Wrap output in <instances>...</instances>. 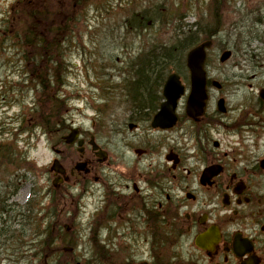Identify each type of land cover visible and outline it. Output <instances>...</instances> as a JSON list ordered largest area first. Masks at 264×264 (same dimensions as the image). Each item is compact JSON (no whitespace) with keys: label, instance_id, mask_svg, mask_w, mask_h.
Wrapping results in <instances>:
<instances>
[{"label":"flooded vegetation","instance_id":"obj_1","mask_svg":"<svg viewBox=\"0 0 264 264\" xmlns=\"http://www.w3.org/2000/svg\"><path fill=\"white\" fill-rule=\"evenodd\" d=\"M214 63L219 65L217 56ZM206 64L203 116L189 118L181 103L178 121L170 129L150 127L153 104L144 102L135 83L110 85V93L102 91L96 97L91 93L89 104L103 100L111 110L116 104L123 107L110 115L114 121L121 116L122 128L102 141L80 130L77 143L83 144L80 152L76 147V155L67 152L65 133L54 138L53 159L68 172L55 174L49 168L42 173L53 193L46 212L57 215L69 182L92 192L93 210L85 228L62 232L59 220L49 224V230L62 233L67 253L79 258L38 264H264V77H238L237 62L234 67L213 66L210 54ZM0 97L6 101V92ZM45 135L49 141V133ZM14 142L13 130L0 128V176L12 174L22 185L29 181L32 166L24 160L17 164ZM27 146L25 142L22 153ZM78 161L85 163V170L72 173ZM18 184L0 179V203L13 200ZM78 198L79 204L84 195ZM18 215L22 229L16 231L20 238L14 240V249L32 251L37 243L28 237L30 218L24 212ZM6 228H0V264H31L1 258ZM77 247L79 252L91 250V259L78 254Z\"/></svg>","mask_w":264,"mask_h":264},{"label":"rangeland","instance_id":"obj_2","mask_svg":"<svg viewBox=\"0 0 264 264\" xmlns=\"http://www.w3.org/2000/svg\"><path fill=\"white\" fill-rule=\"evenodd\" d=\"M17 1L0 0V28H3L7 10L11 4ZM94 3L96 6L90 9L86 18L83 17L78 31L65 42V59L68 67L63 75L64 83L62 85L66 86L65 88L61 86L59 94L56 93V90L51 91L54 94V98L65 100L67 107L66 112L63 113L65 125L61 122V124L55 125L53 129H49L51 138L47 141L45 136H37L40 131L41 133L43 132L42 126L39 129H35L37 126L33 124L35 132L39 133L34 134L33 146H30L29 151H26L23 157L25 158L24 163L33 161L28 162V164L32 163L35 167H32L33 171L32 174H29L27 183L19 185V182L16 181L18 184L16 193L13 200L7 202V211L0 210V228L7 226V233L11 231L14 236L10 244L4 246L1 250L2 259H24L30 261L31 264H38V260L42 259L43 256L41 254H33V250L32 252L30 250L25 251L22 248L18 249V252L15 251L14 240L16 239V231L22 229V225L20 222L15 224L13 219L21 217L18 212L26 211L27 215L36 222L37 229L41 230L39 232L30 230L29 232L31 233H28V237L33 238V241L39 245L41 242L40 247L42 246V241L47 236V231L45 230L51 221L50 216L46 214V207L50 201L51 193L46 176L40 175L45 171L41 170L43 169L41 165L48 162L53 155L50 145L56 142L54 138L58 134L65 132L66 125H69L68 129L73 124L80 125L85 132V136L95 133L101 141L108 138V133L112 132L111 129L113 127L117 130L122 128L121 116L115 118L119 121L114 122L109 120L108 116L110 115H106V113L100 114L95 110L98 114L97 116L93 110V105L88 104L87 98H91V93L94 97L98 96L102 91L110 93L109 83L111 76H107L110 73L111 75H121L115 76L114 80H126L122 82L116 81L113 83L114 86H117V84L119 86L127 85L133 82L132 78L134 75L131 76L127 71L128 67L121 62L122 60L131 62L128 57H132V55H128V53H144L146 49L148 51L156 45H171L177 39L174 37L175 35L184 37V30L193 21L200 20L201 25H203L201 32L204 29L213 31V25L208 26L207 29L204 27V23L208 25L206 22L211 19L212 11L221 10L222 25L217 28L218 30L220 29V32L214 38L215 44L209 53L213 57V66L234 67L237 62L238 77L241 74L248 77L252 73L263 74L262 77H264V0H217V2L215 0H95ZM145 8L150 10L149 17L154 19L155 22L157 17L162 14L164 19H169V23L160 25L151 21L146 34L141 35V37H135L134 30L129 28V24H126L125 21L128 16L132 15V12L136 14L144 11ZM179 16L181 20H179ZM205 19L208 20L203 22ZM180 26H183L184 30H181ZM192 29L196 30L194 26ZM225 49H231L234 52L229 64L225 66H221L220 62L219 65L215 64L216 55L221 54ZM15 51L13 47L9 46L0 49V95L6 92L7 98L15 101L14 103H9L8 106L5 101L0 99V122L3 121L5 126L16 132L21 126L19 117L23 113L24 116L32 115L31 118H35L36 125H38L42 124V117L47 118V114L52 110L48 108L49 105H46V103H41L43 105L41 108L43 115L35 117L36 108L33 109L31 105L34 103L36 95H38L35 90L36 87H31L30 84L26 83L22 85L23 77L21 72L23 71V62L17 58ZM235 52H237V55ZM182 57L184 58V54ZM136 65L134 69H137L138 77L134 86L136 89L141 88L143 92L147 91V84L150 80L142 81V70L137 72L142 65ZM109 66L123 68V70L116 73L112 70L113 68L109 69ZM241 68H244V71L239 70ZM170 69L171 67H167L165 71ZM177 70L179 73H186L184 66ZM102 73L106 74L101 75ZM97 74H100V77ZM152 83H150L149 89L155 87ZM5 84L8 85L7 89L4 88ZM138 84H142V87H138ZM40 94V100L42 99L44 102V93ZM79 97L80 100H77ZM96 104L104 106L106 102L97 100ZM115 110L121 112L123 108L117 106ZM145 127L149 128L147 124H145ZM29 135L25 137L29 138ZM23 136L21 135L19 140L21 138L24 140ZM23 140H20L19 144H17L19 150H22L23 142L21 141ZM67 152L72 155L77 154L76 148L72 146H67ZM18 153L22 152L18 151ZM3 178L14 180L12 174L6 175L3 173L0 179ZM70 189L74 194L80 192V188ZM91 196L92 193L81 202L83 208L78 212L80 218L76 220H74V212L70 210L72 207L78 208L77 201L61 203L60 217L63 219V225H66L68 220L75 221V227L78 225L81 228H85L89 225V217L93 210ZM32 198L36 201L35 206L32 209L25 208L26 200L30 202ZM15 202L19 207L13 205ZM86 231L89 232L88 229ZM18 242L21 243L20 241ZM77 253L81 256L85 255L86 260L91 259L93 255V252L89 249L86 252L77 251ZM60 258L63 257L60 256ZM76 258H79V256L77 255Z\"/></svg>","mask_w":264,"mask_h":264},{"label":"trees","instance_id":"obj_3","mask_svg":"<svg viewBox=\"0 0 264 264\" xmlns=\"http://www.w3.org/2000/svg\"><path fill=\"white\" fill-rule=\"evenodd\" d=\"M80 3L82 4L83 0H18L8 9L4 18L3 28L0 29V49L9 46L13 47L17 52H33L34 54L44 52L46 54V58L49 61L46 66V72L50 74V78L44 81L42 88L45 87L47 90L49 99L46 105H49L48 108L52 111L47 114L43 125L50 130L55 125L61 124V122L65 125L63 117V113L67 109L65 100L54 98V94L51 91L56 90L57 93L63 81V74L66 71L64 41L72 35L73 24L80 21L79 17L82 13ZM140 13L133 15L139 16ZM196 25L198 24L191 25V29L184 34V39H179L176 45H156L152 47L151 51H167L171 58V63H173L177 59V55L183 54L185 50L201 40L200 34L202 33L199 30L192 29ZM200 30H202V27ZM172 47L176 48L173 49ZM163 65L165 67L160 66L159 70H156L155 66V68L145 66L143 75L152 76L151 79L153 80L152 83L150 79L148 86L150 83L155 85L159 74L166 75L167 64ZM144 94L145 97H149L146 91H144ZM0 208L2 209L4 206L0 205ZM44 251L50 253L52 250L44 247Z\"/></svg>","mask_w":264,"mask_h":264},{"label":"bare ground","instance_id":"obj_4","mask_svg":"<svg viewBox=\"0 0 264 264\" xmlns=\"http://www.w3.org/2000/svg\"><path fill=\"white\" fill-rule=\"evenodd\" d=\"M94 1L95 0H83V3L82 4L80 3L82 9H91L93 6H96ZM149 14H150V11L144 10L140 13L139 16L131 15L127 17L125 23L129 24V27H133L131 29L134 30L135 37L136 36L141 37V35L146 34L149 28V23H148V21L150 20ZM202 35L203 33L200 34V36ZM183 39L184 37L181 38V40ZM176 44L177 42H174L173 44L169 46H174ZM172 48L175 49L176 47H172ZM151 49H149L148 51L146 49L144 53H139V52L129 53V55H132V57H128V60L131 62H127L126 60L121 61L128 67L129 70L127 69V71L129 72L131 76L137 70V69H134L137 66L136 64L142 65L141 69H139V72H141L142 70L141 78L143 82H145V80H150L152 78V76L148 77V76L143 75L145 66L147 67L150 66V68L155 66L156 68L155 67L154 68L156 70H159L160 66L163 67L164 66L163 64H167L166 67H171L173 70H177L183 66L187 67L185 58H183L182 55H177V59H175L173 63H171V58L169 57L167 51L165 50L151 51ZM15 52L17 53V58H19L20 61L23 62V67H22L23 71L21 72V75L23 77L22 82L28 81L27 83L30 84V86H42L44 81L50 78L49 76L50 74L46 72V66L49 64V61L47 60L46 54L44 52H38L27 58L22 54V52H17V51ZM117 61H120V60H117ZM153 61H155L156 63L154 62L152 64ZM112 68L114 67L109 66V69H112ZM130 69L132 72L130 71ZM11 73H14V72H11ZM116 76H121V75L116 74ZM117 81L122 82L126 80L121 79ZM132 81H135V79L132 78ZM143 99H144V102H148L151 100L149 99V97H145L144 95H143Z\"/></svg>","mask_w":264,"mask_h":264},{"label":"water","instance_id":"obj_5","mask_svg":"<svg viewBox=\"0 0 264 264\" xmlns=\"http://www.w3.org/2000/svg\"><path fill=\"white\" fill-rule=\"evenodd\" d=\"M210 45V43H205L197 46L194 48L189 56H188V63L189 66L192 69L193 77H194V84L195 88L197 89L195 91V94L198 95V98L201 100V95L204 94V85H205V74L203 71V64L205 59V46ZM231 55V51H226L223 54L222 60H225L229 58ZM179 83L177 81L176 75H171L169 78V81L166 86V95L169 98V101L163 105V109L161 110L159 114L160 121L155 122L156 124H163L166 121V116L168 113L169 105L171 100H173L174 93L178 90ZM190 106H192V102L190 103ZM77 130H73V132L66 137L67 142H74L77 137ZM57 170H60L56 167Z\"/></svg>","mask_w":264,"mask_h":264}]
</instances>
